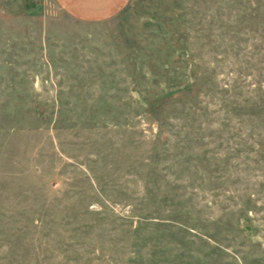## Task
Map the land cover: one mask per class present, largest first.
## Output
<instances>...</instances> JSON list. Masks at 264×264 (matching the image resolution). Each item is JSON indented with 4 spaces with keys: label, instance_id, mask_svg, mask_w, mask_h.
<instances>
[{
    "label": "rangeland",
    "instance_id": "374dc122",
    "mask_svg": "<svg viewBox=\"0 0 264 264\" xmlns=\"http://www.w3.org/2000/svg\"><path fill=\"white\" fill-rule=\"evenodd\" d=\"M0 264H264V0H0Z\"/></svg>",
    "mask_w": 264,
    "mask_h": 264
},
{
    "label": "crops",
    "instance_id": "0c3cea01",
    "mask_svg": "<svg viewBox=\"0 0 264 264\" xmlns=\"http://www.w3.org/2000/svg\"><path fill=\"white\" fill-rule=\"evenodd\" d=\"M131 0H55L59 9L69 18L95 23L116 16Z\"/></svg>",
    "mask_w": 264,
    "mask_h": 264
}]
</instances>
